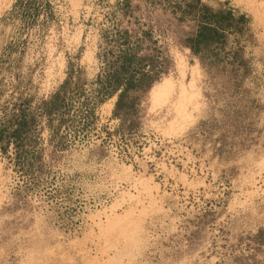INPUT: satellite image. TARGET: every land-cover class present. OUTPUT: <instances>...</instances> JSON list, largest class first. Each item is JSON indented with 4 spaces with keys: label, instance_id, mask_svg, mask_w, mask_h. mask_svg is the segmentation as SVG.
Wrapping results in <instances>:
<instances>
[{
    "label": "rangeland",
    "instance_id": "rangeland-1",
    "mask_svg": "<svg viewBox=\"0 0 264 264\" xmlns=\"http://www.w3.org/2000/svg\"><path fill=\"white\" fill-rule=\"evenodd\" d=\"M186 1L0 0V128L31 119L0 142V264H264V0H193L247 19L236 76L191 54ZM127 49L155 82L116 111Z\"/></svg>",
    "mask_w": 264,
    "mask_h": 264
},
{
    "label": "trees",
    "instance_id": "trees-1",
    "mask_svg": "<svg viewBox=\"0 0 264 264\" xmlns=\"http://www.w3.org/2000/svg\"><path fill=\"white\" fill-rule=\"evenodd\" d=\"M174 6V12L181 14L180 19L189 17L194 23V32L191 38L187 40V47L193 56L199 58L201 62L210 60L213 64L223 63L222 67L233 76H236L240 70L246 69L247 61L242 56L240 49L228 52L224 49L227 35L231 29L235 28L238 34L245 30L242 27L247 23L245 16L235 17L230 10L226 12L215 10L193 0L186 1L184 7L180 4ZM151 61L150 57L138 56L137 53L128 49L119 50L111 65L114 69L113 72L110 75H105L104 78L100 75L97 80V90L102 92V100L110 99L120 92L115 105L117 111L124 106V99L129 91L138 94L150 88L155 79L149 76L145 68L149 66L148 62ZM59 98L60 92H57L50 101L42 103L43 107H47V114L57 108ZM135 99V96L131 99L130 106ZM13 116V121L7 119L0 128V142L12 139L17 149L27 139L31 119H27L25 110ZM14 121L17 122L16 128H12Z\"/></svg>",
    "mask_w": 264,
    "mask_h": 264
},
{
    "label": "bare ground",
    "instance_id": "bare-ground-1",
    "mask_svg": "<svg viewBox=\"0 0 264 264\" xmlns=\"http://www.w3.org/2000/svg\"><path fill=\"white\" fill-rule=\"evenodd\" d=\"M166 88H168V89H170V82H168V81H164V82H162L161 84H158L157 86H156V91H158V92H164L165 91V89ZM154 91V90H153ZM166 91H167V89H166ZM160 95H158V97H159ZM176 113V112H175Z\"/></svg>",
    "mask_w": 264,
    "mask_h": 264
},
{
    "label": "crops",
    "instance_id": "crops-1",
    "mask_svg": "<svg viewBox=\"0 0 264 264\" xmlns=\"http://www.w3.org/2000/svg\"><path fill=\"white\" fill-rule=\"evenodd\" d=\"M189 51H190V49H189Z\"/></svg>",
    "mask_w": 264,
    "mask_h": 264
}]
</instances>
